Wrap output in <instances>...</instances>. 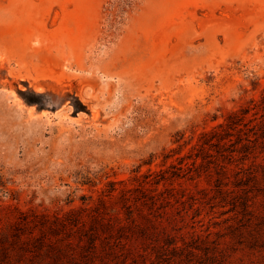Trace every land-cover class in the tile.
I'll return each instance as SVG.
<instances>
[{
  "label": "rangeland",
  "instance_id": "obj_1",
  "mask_svg": "<svg viewBox=\"0 0 264 264\" xmlns=\"http://www.w3.org/2000/svg\"><path fill=\"white\" fill-rule=\"evenodd\" d=\"M263 96L264 0H0L5 261L264 264Z\"/></svg>",
  "mask_w": 264,
  "mask_h": 264
},
{
  "label": "trees",
  "instance_id": "obj_2",
  "mask_svg": "<svg viewBox=\"0 0 264 264\" xmlns=\"http://www.w3.org/2000/svg\"><path fill=\"white\" fill-rule=\"evenodd\" d=\"M263 99H264V96H263ZM263 103H264V101H263ZM256 106H254V108ZM263 109H264V105H263ZM249 111H250V108H242V109H240V112H238V111L231 112L228 116V118H230V120L226 123H221L218 126L222 127L224 124H227L228 128H232L234 126V124H238L239 121H242L245 114L248 113ZM254 114H256V112ZM262 116H263V118L259 122L253 124V128L258 126V129L261 130V132H257V130L254 132L255 134H257V137L255 139H258L259 137H264V113L262 114ZM254 119H257V116H255ZM213 131L215 132V129ZM241 205L244 208V210L245 209L248 210L250 207V204L248 203V201L241 202ZM10 236L12 238H10ZM39 239L40 238H37V236H35L33 234L27 236V238H22L17 232H14V231L11 234L9 232L5 233V232H2V229L0 226V264H10L9 261H5V259L8 258V256H9V251L7 250L8 244L13 245V244H16L17 242H20V241H21V243H23V242H26L29 240H34L36 242ZM22 249L24 251V250H26V247H24ZM58 251H60L62 254L64 253V250H61V248ZM54 262L56 263V261H54ZM54 262H52V261L47 262V263L40 262L38 264H53ZM28 264H33V262L28 263Z\"/></svg>",
  "mask_w": 264,
  "mask_h": 264
}]
</instances>
